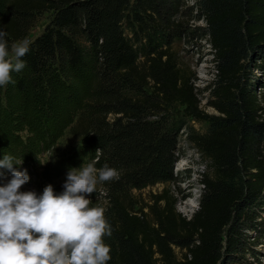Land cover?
Returning a JSON list of instances; mask_svg holds the SVG:
<instances>
[{
    "label": "trees",
    "instance_id": "1",
    "mask_svg": "<svg viewBox=\"0 0 264 264\" xmlns=\"http://www.w3.org/2000/svg\"><path fill=\"white\" fill-rule=\"evenodd\" d=\"M194 8L215 71L208 106L218 115L200 110L171 48L174 0H0L9 49L49 15L24 69L0 87V159L35 163L67 130L80 145L53 163L57 177L92 161L116 168L118 179L98 183L90 205L104 207L111 225L107 264H220L244 250L242 224L264 206V0H194ZM176 107L209 126L190 138L208 173L188 218L166 189L148 206L132 192L173 180L180 124L167 115Z\"/></svg>",
    "mask_w": 264,
    "mask_h": 264
},
{
    "label": "clouds",
    "instance_id": "2",
    "mask_svg": "<svg viewBox=\"0 0 264 264\" xmlns=\"http://www.w3.org/2000/svg\"><path fill=\"white\" fill-rule=\"evenodd\" d=\"M7 32L0 30V87L12 80L13 72L24 69L22 59L28 51L27 39L9 44ZM12 155L0 159V264H107L111 248L104 237L111 236L106 209L91 207L87 197L98 183L118 179L116 168L105 164L71 168L63 191L56 193L51 184L42 194L20 191L29 176L19 171Z\"/></svg>",
    "mask_w": 264,
    "mask_h": 264
},
{
    "label": "rangeland",
    "instance_id": "3",
    "mask_svg": "<svg viewBox=\"0 0 264 264\" xmlns=\"http://www.w3.org/2000/svg\"><path fill=\"white\" fill-rule=\"evenodd\" d=\"M174 2L179 5L178 13L174 19L176 22L178 21L180 26L172 33L174 37L170 39L171 48L177 56L179 65L190 75L191 83L199 90L200 110L206 115H218L212 107L208 106L210 94L207 88L211 86L214 80L215 71L211 62V51L202 36L205 23L195 12L194 0H174ZM48 18V14H42L26 39L31 42L39 36L47 25ZM124 34L127 38L134 40L128 29H124ZM141 37V33L137 35V38L141 39ZM142 42L144 44V41ZM249 72L253 77L260 75V72L255 70L253 66H250ZM167 119L180 124L179 131L174 135L173 180L169 183L155 184L140 191L133 190L132 192L141 206H148L151 204L154 195L166 189L175 199L176 210L188 218L198 210L199 201L203 194L200 181L202 175L208 173L201 154L192 145L190 138L206 133L209 126L206 121H196L187 117L183 113L182 107H176L167 115ZM25 135V132L20 133L21 137H25ZM78 145H80L79 140L65 130L63 136L57 139L46 152L39 155L37 162L18 165L20 166L19 171L26 170L29 176L28 182L22 186L20 191H35L37 195H40L44 187L51 184L56 193L62 192L67 173L57 177L53 171V163L66 157ZM86 165L82 164L80 167ZM3 172L6 182L7 179H10V172L7 170H3ZM185 192H187L186 195ZM101 194L97 186L96 191L87 198L100 200ZM260 208L259 206L252 208L251 216L255 217L253 223L242 224L247 243L244 250L227 257L220 264H264V206ZM259 224L262 231L253 230ZM174 252L179 257L180 251L176 247H174Z\"/></svg>",
    "mask_w": 264,
    "mask_h": 264
},
{
    "label": "bare ground",
    "instance_id": "4",
    "mask_svg": "<svg viewBox=\"0 0 264 264\" xmlns=\"http://www.w3.org/2000/svg\"><path fill=\"white\" fill-rule=\"evenodd\" d=\"M187 194V192H185V195Z\"/></svg>",
    "mask_w": 264,
    "mask_h": 264
}]
</instances>
